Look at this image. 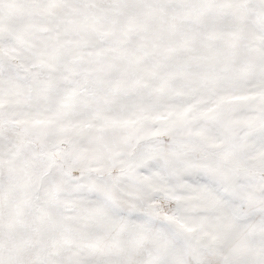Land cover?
Returning a JSON list of instances; mask_svg holds the SVG:
<instances>
[{
    "label": "snow or ice",
    "instance_id": "1",
    "mask_svg": "<svg viewBox=\"0 0 264 264\" xmlns=\"http://www.w3.org/2000/svg\"><path fill=\"white\" fill-rule=\"evenodd\" d=\"M0 264H264V0H0Z\"/></svg>",
    "mask_w": 264,
    "mask_h": 264
}]
</instances>
